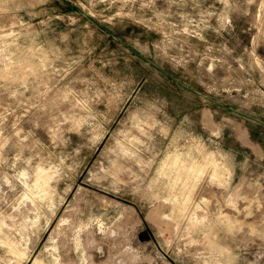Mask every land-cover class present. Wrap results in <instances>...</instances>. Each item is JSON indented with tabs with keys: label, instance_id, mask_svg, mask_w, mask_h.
Instances as JSON below:
<instances>
[{
	"label": "rangeland",
	"instance_id": "1",
	"mask_svg": "<svg viewBox=\"0 0 264 264\" xmlns=\"http://www.w3.org/2000/svg\"><path fill=\"white\" fill-rule=\"evenodd\" d=\"M0 264H264V0H0Z\"/></svg>",
	"mask_w": 264,
	"mask_h": 264
},
{
	"label": "bare ground",
	"instance_id": "2",
	"mask_svg": "<svg viewBox=\"0 0 264 264\" xmlns=\"http://www.w3.org/2000/svg\"><path fill=\"white\" fill-rule=\"evenodd\" d=\"M175 154H176V153H175ZM173 155H174V153H173ZM174 158H175V157H174ZM174 158H172V160H175ZM176 161H178V160H176ZM182 161H183V160H182ZM161 162H162V161H161ZM172 163H173V162H172ZM175 163H176V162H175ZM178 163H179V162H178ZM183 163H184V162H183ZM176 165H177V164H176ZM185 170H186V169H185ZM212 170H213V169H212ZM214 171H216V170H214ZM44 172H45V171H44ZM196 172H197V171H196ZM47 174H48V173H47ZM213 175H214V174H213ZM39 176H40V175H39ZM46 176H47V175L44 174V175H42V178L45 179ZM215 176H216V175H215ZM40 177H41V176H40ZM40 177H39V178H40ZM213 177H214V176H213ZM218 177H219V176H218ZM178 178H179V177H178ZM42 183H43V182H42ZM45 183H46V182H45ZM45 188H46V187H45ZM45 188H44V189H45ZM48 192H49V191H48ZM42 194H43V193H42ZM49 194H50V193H49ZM49 194H48V195H49ZM46 196H47V195H46ZM179 207H180V206H179ZM36 261H37V260H36Z\"/></svg>",
	"mask_w": 264,
	"mask_h": 264
}]
</instances>
